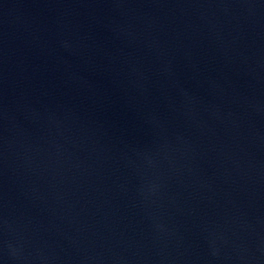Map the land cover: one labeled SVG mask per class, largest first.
<instances>
[{"label": "water", "instance_id": "95a60500", "mask_svg": "<svg viewBox=\"0 0 264 264\" xmlns=\"http://www.w3.org/2000/svg\"><path fill=\"white\" fill-rule=\"evenodd\" d=\"M0 264H264V0H0Z\"/></svg>", "mask_w": 264, "mask_h": 264}]
</instances>
